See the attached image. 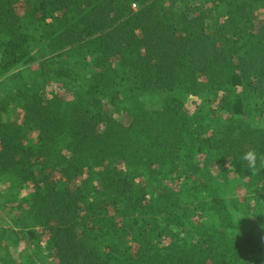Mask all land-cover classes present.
<instances>
[{
  "label": "trees",
  "instance_id": "16d2710c",
  "mask_svg": "<svg viewBox=\"0 0 264 264\" xmlns=\"http://www.w3.org/2000/svg\"><path fill=\"white\" fill-rule=\"evenodd\" d=\"M249 149L264 0H0V264H264Z\"/></svg>",
  "mask_w": 264,
  "mask_h": 264
},
{
  "label": "clouds",
  "instance_id": "9594fccd",
  "mask_svg": "<svg viewBox=\"0 0 264 264\" xmlns=\"http://www.w3.org/2000/svg\"><path fill=\"white\" fill-rule=\"evenodd\" d=\"M136 8V7H135ZM242 161L246 162L247 170L250 172H258L261 168H264V155H259L254 149L247 150L243 156ZM259 161V167H258ZM243 166V165H242Z\"/></svg>",
  "mask_w": 264,
  "mask_h": 264
},
{
  "label": "rangeland",
  "instance_id": "374dc122",
  "mask_svg": "<svg viewBox=\"0 0 264 264\" xmlns=\"http://www.w3.org/2000/svg\"><path fill=\"white\" fill-rule=\"evenodd\" d=\"M53 89V87L51 85H48L45 89V95L48 96L50 94V91ZM55 90H58L56 87H55ZM187 110L189 111H192L193 107H194V101L192 99H189L188 102H187Z\"/></svg>",
  "mask_w": 264,
  "mask_h": 264
},
{
  "label": "built area",
  "instance_id": "2783aa9c",
  "mask_svg": "<svg viewBox=\"0 0 264 264\" xmlns=\"http://www.w3.org/2000/svg\"><path fill=\"white\" fill-rule=\"evenodd\" d=\"M132 7L135 8V7H136V3H133V4H132Z\"/></svg>",
  "mask_w": 264,
  "mask_h": 264
}]
</instances>
